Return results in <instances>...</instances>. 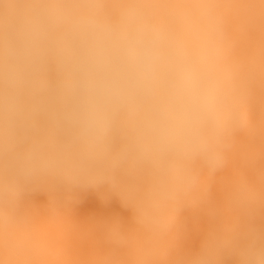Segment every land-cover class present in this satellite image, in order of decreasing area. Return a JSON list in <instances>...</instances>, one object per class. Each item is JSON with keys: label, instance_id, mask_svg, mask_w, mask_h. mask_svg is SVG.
Wrapping results in <instances>:
<instances>
[{"label": "clouds", "instance_id": "clouds-1", "mask_svg": "<svg viewBox=\"0 0 264 264\" xmlns=\"http://www.w3.org/2000/svg\"><path fill=\"white\" fill-rule=\"evenodd\" d=\"M0 264H264V0H0Z\"/></svg>", "mask_w": 264, "mask_h": 264}, {"label": "bare ground", "instance_id": "bare-ground-1", "mask_svg": "<svg viewBox=\"0 0 264 264\" xmlns=\"http://www.w3.org/2000/svg\"><path fill=\"white\" fill-rule=\"evenodd\" d=\"M30 200L37 210H42L47 203L48 194L37 192ZM71 215L86 226L116 218L129 224L131 219V211L123 207L118 198L109 196L103 189L79 193L78 202L73 205ZM190 224L193 226V231L185 247L189 252H194L199 248L206 225L202 218H190ZM38 229L45 239L56 240L63 236L67 225L60 222H43Z\"/></svg>", "mask_w": 264, "mask_h": 264}]
</instances>
